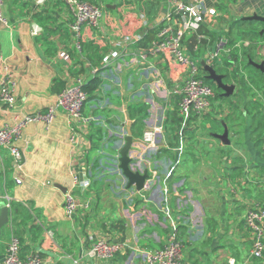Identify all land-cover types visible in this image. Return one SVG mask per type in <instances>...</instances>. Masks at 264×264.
Listing matches in <instances>:
<instances>
[{"label": "crops", "instance_id": "0c3cea01", "mask_svg": "<svg viewBox=\"0 0 264 264\" xmlns=\"http://www.w3.org/2000/svg\"><path fill=\"white\" fill-rule=\"evenodd\" d=\"M131 1L157 5L154 22L145 19L121 28L112 16L117 7L107 4L101 27L83 28L79 49L74 18L62 0H6L8 24L0 21V82L10 80L15 104H0V124L13 125L54 106L76 76L91 84L86 114L97 124L74 133L60 110L52 124L33 123L23 130L16 141L23 154L20 166L2 150L0 215L8 208L10 221L0 235V264L13 238L21 243L23 259L39 256L44 264H144L142 252L162 248L172 222L184 244L185 264H264V258L251 255L252 234L245 223L249 210L264 205V69L256 67L264 65V0H203L215 14L203 25L208 39L198 58L207 60L215 40L225 36L229 50L217 71L236 89L229 98L215 96L206 115L190 119L182 131L180 127L176 144L166 129L163 149L169 153L162 160H148L150 169L157 168L160 183L148 193L149 202L137 199L134 207L98 149L107 144L112 127H129L136 119V110L126 105L139 92L134 83L141 82L135 77L130 82L132 71L126 70L123 85L108 90V79L91 77L116 44L131 35L144 37L168 13L167 0ZM175 110L174 104L170 113ZM134 125L129 130L138 147L145 127ZM226 129L229 145L216 137ZM120 147L116 142L106 152L114 155ZM89 169L92 186L84 190L78 181ZM163 186L169 189L167 202ZM68 193L89 208L69 217ZM100 238L123 244V251L108 263L94 259L89 252Z\"/></svg>", "mask_w": 264, "mask_h": 264}, {"label": "built area", "instance_id": "2783aa9c", "mask_svg": "<svg viewBox=\"0 0 264 264\" xmlns=\"http://www.w3.org/2000/svg\"><path fill=\"white\" fill-rule=\"evenodd\" d=\"M71 12L74 23L72 30L77 39V46L81 49V34L83 28L97 30L101 27L106 18V10L102 5L94 4L88 0H62ZM168 13L163 22L159 25L157 39L149 48L139 49L136 45L141 41L140 34L131 35L116 44L103 59L99 70L92 72V78L100 75L109 80L108 90L113 87L120 88L123 85L122 74L126 70L132 71L129 74L132 79L141 82L135 84L138 87V94L134 95L131 101L127 102L126 108L131 110L133 106L145 105L148 107L149 116L144 121L145 129L139 138L138 147H135V140L132 136V146L128 151L130 158L129 168L133 173L148 175L144 181L143 188L139 190L135 184L130 186V180L120 168L121 150L126 145L128 130L135 120H130L128 125L115 126L110 130L107 144H103L98 151L106 160V166L110 175H116L121 179V190L126 194V199L131 207L135 201L143 200L149 202L148 193L154 186L160 183V174L155 167L150 169L148 160H162L158 158L160 150L165 148L164 135L166 134V122L171 107L178 106L179 116L182 118L181 131L187 122L192 118H200L206 115L212 106L216 96V85L207 80V73L204 71L201 60L191 55L186 40L191 34H195L200 44L208 38L201 32L207 16L214 15L215 11L207 10L203 0H167ZM6 0H0V21L8 24L5 17ZM41 29L36 26L34 35H38ZM229 50V41L225 36H219L213 45V49L206 61L214 68H219L221 57ZM195 52L200 51L196 45ZM110 74V77L106 74ZM135 77V78H133ZM88 79L83 76H76L73 82L67 85L58 95L57 102L46 110L37 111L21 118L13 125L0 124V154L3 149L8 150L14 158L17 166L23 160V154L16 146V141L21 137L23 130L33 123L52 124L60 110H63L69 117L74 133L86 131L95 124L97 120L92 115L86 114V108L90 103V96L86 91ZM107 87V86H104ZM0 104L10 107L15 104L12 84L6 77L0 82ZM154 117V119H153ZM151 123V124H150ZM99 125V124H98ZM113 131V132H112ZM116 142L121 147L117 153L109 156L107 150ZM183 143L175 151L180 154L183 151ZM140 150V151H139ZM170 170L168 176L171 175ZM86 178L78 181V185L84 190L92 186V172L87 170ZM169 189L163 186L165 202ZM88 203H79L72 194H66V212L73 217L80 209H88ZM165 213L171 218L170 210L167 207ZM171 230L166 243L162 248L142 252L141 257L144 264H185L184 244L178 235V226L172 222ZM245 223L252 234L251 255L256 259L264 258V205L257 209L249 210L245 216ZM124 245L119 242H112L106 239L94 241L90 255L104 263L113 261L123 251ZM21 243L18 238H13L8 246L2 264H44L39 256H32L23 259L20 256Z\"/></svg>", "mask_w": 264, "mask_h": 264}, {"label": "trees", "instance_id": "16d2710c", "mask_svg": "<svg viewBox=\"0 0 264 264\" xmlns=\"http://www.w3.org/2000/svg\"><path fill=\"white\" fill-rule=\"evenodd\" d=\"M146 9H147L146 19H148V21L150 23H153L155 20L156 12H157L156 10H158V6L155 4L146 3ZM128 24H129V26L130 25L135 26V24L139 25V21L136 20L135 18L129 17ZM159 27H160L159 25L158 26H156V25L152 26V28L147 32V34L144 37H142L141 41L136 45V47L139 49L149 48L151 46V44L157 39V33L159 30ZM201 32L204 34L206 33V31L204 30V27L201 28ZM205 41H207V40H203L199 44L195 34H193L189 39L187 38L186 45H187L191 55H193L195 57H199L200 53L195 52L194 48L196 45H199L200 49H201V47L203 46L202 44L205 43ZM218 72H219V70H218ZM259 79L262 80L261 78H259ZM99 83H100L99 80L96 79L95 84L99 85ZM85 89L90 96L91 92H92L91 84H89V86L87 85ZM221 93L222 92L216 88V96L217 97L222 96ZM176 108H177V110H175V112L169 113V118L166 122V129H170V133H173L172 140L174 141L175 144H176L177 139H178V138H176V137H178V136H176L177 135L176 133L179 132L180 127H181V123H182V118L179 116L177 105H176ZM132 109L136 110V112H134V116L135 115L137 116L135 119V125L134 126L140 128V129L143 128V126L145 125L144 121L147 118H149V112H148L149 108L146 107L145 105L144 106L141 105V106H133V107H131V110ZM131 114L133 115V113H131ZM166 153H169V152L166 151L165 149L160 150V153L158 154V158L161 159L163 157L162 154H166ZM169 157L172 158V157H174V155L172 156L171 154H169ZM97 167L100 168L99 165Z\"/></svg>", "mask_w": 264, "mask_h": 264}, {"label": "water", "instance_id": "95a60500", "mask_svg": "<svg viewBox=\"0 0 264 264\" xmlns=\"http://www.w3.org/2000/svg\"><path fill=\"white\" fill-rule=\"evenodd\" d=\"M201 65L204 71L207 73V80L211 81L216 85V88L222 92V96L225 98L231 97L236 89L235 85H230L226 83L227 76L224 74H220L214 66L209 65L206 61H202ZM256 67L260 69H264V65H256ZM219 140H221L224 144L229 145L228 138V130L226 129L224 134L216 136ZM132 133L128 130V137L126 139L127 143L124 148L121 150V158H120V168L124 171L125 176L130 180V186L135 184L139 190L143 188L144 181L147 178V174L140 175L139 173H133L129 168L130 158L128 157V151L132 146ZM9 209L4 208L0 215V235L2 229L9 224Z\"/></svg>", "mask_w": 264, "mask_h": 264}, {"label": "rangeland", "instance_id": "374dc122", "mask_svg": "<svg viewBox=\"0 0 264 264\" xmlns=\"http://www.w3.org/2000/svg\"><path fill=\"white\" fill-rule=\"evenodd\" d=\"M94 4L102 5L105 9V6L114 5L117 7L115 13L112 14L114 20L119 23L121 28H124V25L127 26L129 17L135 18L138 21H145L146 19V3L142 4L139 1H131V0H120L116 2L115 0H97ZM224 55L221 57L223 59ZM210 83L214 86V84L210 81ZM222 131V129L220 128Z\"/></svg>", "mask_w": 264, "mask_h": 264}]
</instances>
